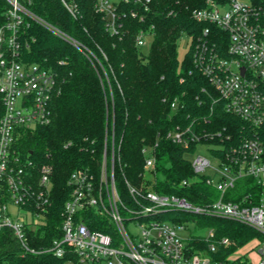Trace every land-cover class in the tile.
<instances>
[{"label": "built area", "instance_id": "1", "mask_svg": "<svg viewBox=\"0 0 264 264\" xmlns=\"http://www.w3.org/2000/svg\"><path fill=\"white\" fill-rule=\"evenodd\" d=\"M5 1L6 23L0 28V94L4 106L0 118V240L8 233L22 255L46 252L65 259V264H264V241H257L255 260L248 259L247 253L232 258L238 251L225 259H215L219 247L231 244L229 239L217 238L211 228L206 237L185 239L180 233L187 229L188 221L165 217L170 212H180L233 220L264 237V5L250 0H206L203 9L193 12L196 22L214 25L227 35V47L220 49L210 39V29L205 28L197 39L193 57L226 111L239 119L244 129L239 138L231 141L220 133L205 136L190 128L176 127L168 132L167 139L184 149L197 145L190 155L199 146L207 149L214 161L201 155L191 160L195 176L183 180L181 185L201 182L216 191L217 198L211 193L204 197V203L196 204L184 197L157 193L151 188L156 182V165L152 149L148 148L143 150L144 170L152 182L136 186L124 179L119 185L114 153L109 162L106 157V139L97 174L89 169L71 174L70 195L56 227L61 233L40 250L30 243L36 242L40 229L49 227L53 219V169L44 164L34 172L32 161L20 151V141L32 129L50 123L57 87L51 70L24 62L21 29L27 21H34L76 49L83 51L84 47L34 15L28 9L31 0ZM94 1L106 29L116 35L123 27L120 4L132 6L131 16L143 21L152 2ZM62 2L76 16L77 7L66 0ZM151 41L148 30H141L135 37V44L141 49H149ZM172 108H176V101ZM214 138H221L222 143L214 146L203 141ZM239 182L247 186L246 192L230 196L229 191ZM89 221L101 229L90 228ZM191 223L197 228L196 221ZM129 226L138 232L132 234ZM191 239L205 243V249L188 247Z\"/></svg>", "mask_w": 264, "mask_h": 264}, {"label": "trees", "instance_id": "2", "mask_svg": "<svg viewBox=\"0 0 264 264\" xmlns=\"http://www.w3.org/2000/svg\"><path fill=\"white\" fill-rule=\"evenodd\" d=\"M66 1L77 7L76 16L62 0H31L28 9L80 43L83 51L34 21H27L21 29L24 62L51 70L57 87L51 102L50 123L32 129L20 141V151L32 161L34 172L44 164L53 169V219L49 227L40 229L36 242L30 243L40 250L61 233L56 227L70 195L71 174L78 169L97 174L106 139V157L109 162L114 153L115 178L119 185L124 179L136 186L152 182L144 170L143 150L148 148L152 149L156 165V182L151 188L157 193L201 204L204 197L213 193L211 189L201 182L181 185L183 180L195 176L188 156L197 145L184 149L167 139L168 132L176 127L190 128L205 136L220 133L233 141L244 129L242 122L226 111L194 62V47L205 28L210 29V39L216 47H227V35L216 26L193 18V12L203 9L206 0H152L151 11L143 21L131 16L132 6L120 4L123 27L119 35L108 32L104 18L95 11L94 0ZM250 1L264 5V0ZM7 10V2L0 0V28L6 23ZM141 30L152 33L147 51L135 44ZM184 36L191 39V44L180 60L178 46ZM3 112L0 94V118ZM203 141L214 146L222 143L221 138ZM165 217L180 222L196 221L197 226L214 229L217 238L229 239L231 244L219 247L213 256L215 259H225L251 241H264L256 230L233 220L193 217L180 212H170ZM88 225L101 229L91 221ZM187 246L205 249L206 244L191 239ZM0 263L65 264V259L46 252L22 255L18 243L4 233L0 240Z\"/></svg>", "mask_w": 264, "mask_h": 264}, {"label": "rangeland", "instance_id": "3", "mask_svg": "<svg viewBox=\"0 0 264 264\" xmlns=\"http://www.w3.org/2000/svg\"><path fill=\"white\" fill-rule=\"evenodd\" d=\"M244 1H247V0H244ZM190 44H191V39L187 36L182 37V39L179 41L178 52H179V59L180 60H182L184 58L186 52L189 49ZM144 50L147 51L148 47L145 48ZM199 155L205 156L207 159L211 160L212 162L214 161L213 157L210 155V153L207 152V149L205 147H200V146L198 147L197 152L195 154L189 155L188 157L190 160H193L194 158H196ZM246 190H247V186H245L243 184V182L242 183L239 182L236 184V188L230 190L228 194L230 196L236 197L240 194L245 193ZM212 192H213L212 197L217 198L218 193L214 190H212ZM191 222L192 221H188V223H186L187 229L180 233L183 238L189 239V237H191V236H200V237H206L207 236V234H208V228L207 227L197 226V228H195ZM128 229L132 234H136L138 232L137 228H134L133 226H129ZM256 245H257V241H251L246 246L239 249L237 253L232 255V258H236L240 254L247 253L248 259L255 260L257 258L256 257V251H257Z\"/></svg>", "mask_w": 264, "mask_h": 264}, {"label": "water", "instance_id": "4", "mask_svg": "<svg viewBox=\"0 0 264 264\" xmlns=\"http://www.w3.org/2000/svg\"><path fill=\"white\" fill-rule=\"evenodd\" d=\"M244 70H242V72H243Z\"/></svg>", "mask_w": 264, "mask_h": 264}, {"label": "crops", "instance_id": "5", "mask_svg": "<svg viewBox=\"0 0 264 264\" xmlns=\"http://www.w3.org/2000/svg\"><path fill=\"white\" fill-rule=\"evenodd\" d=\"M256 257H257V255H256Z\"/></svg>", "mask_w": 264, "mask_h": 264}]
</instances>
